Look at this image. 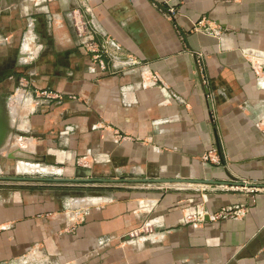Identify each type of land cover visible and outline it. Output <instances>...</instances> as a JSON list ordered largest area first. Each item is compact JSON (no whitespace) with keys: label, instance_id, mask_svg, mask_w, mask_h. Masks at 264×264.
Masks as SVG:
<instances>
[{"label":"crops","instance_id":"0c3cea01","mask_svg":"<svg viewBox=\"0 0 264 264\" xmlns=\"http://www.w3.org/2000/svg\"><path fill=\"white\" fill-rule=\"evenodd\" d=\"M18 94L0 264H264V0H0Z\"/></svg>","mask_w":264,"mask_h":264},{"label":"rangeland","instance_id":"374dc122","mask_svg":"<svg viewBox=\"0 0 264 264\" xmlns=\"http://www.w3.org/2000/svg\"><path fill=\"white\" fill-rule=\"evenodd\" d=\"M131 60L136 61L135 59H131ZM15 96L17 100L12 99V97H4V99H2L0 102V107L3 109L4 116L9 125H12V121H13L12 119H14L13 118L14 113L13 111H10L9 109L10 107L14 106L15 103L19 101L20 99L19 94ZM22 100H24L23 97H22ZM11 137H12V133L10 130L6 143L4 147L2 148V150H0V169H1L0 171H2L0 174V177H11L12 176V175H8V173H11L14 171L15 161L13 159H10L9 156L13 154L15 155V153L17 154L15 150L18 148L20 149L22 147L21 145L17 144V140L14 141V144H13ZM10 146L12 147V149H10ZM18 157H20V159L23 158L22 155H18ZM17 160L19 161V159ZM20 164H22V162H20L19 165ZM1 182L7 183V181H1ZM68 185L73 186L72 188H68V190H73L74 193L85 195V196H90L91 194H94V193H102V192H105L104 190H106L105 188H102V184L68 183ZM97 187H101V188H97Z\"/></svg>","mask_w":264,"mask_h":264},{"label":"water","instance_id":"95a60500","mask_svg":"<svg viewBox=\"0 0 264 264\" xmlns=\"http://www.w3.org/2000/svg\"><path fill=\"white\" fill-rule=\"evenodd\" d=\"M9 131H10L9 124H8V122L4 116L3 109L0 107V150H2V148L4 147V145L6 143V140H7L8 135H9ZM9 158L14 159L15 157H14V155H10ZM19 159H20V157H19ZM21 160H23V158L20 159V161ZM0 180H2V179L0 178ZM11 180H16V179H11ZM57 181L64 182V183H68V182H75V183L91 182L89 179L88 180H82V179H70V178L57 179ZM147 182L162 183V182H167V181H164V180H147ZM248 186H253V185H248Z\"/></svg>","mask_w":264,"mask_h":264},{"label":"built area","instance_id":"2783aa9c","mask_svg":"<svg viewBox=\"0 0 264 264\" xmlns=\"http://www.w3.org/2000/svg\"><path fill=\"white\" fill-rule=\"evenodd\" d=\"M171 13L173 14V10H171ZM80 28H79V36L83 39H85V42H83V45L87 48L88 51H92L94 52L96 50V47L94 45V33L91 31H88L87 28L85 26H82V23L80 22ZM106 50L104 51H100V56L97 58L98 59V63L99 65L103 68L106 69L107 63H106V59L104 57ZM128 65H139L138 62L133 61L131 59H128L127 61ZM237 217V215H236Z\"/></svg>","mask_w":264,"mask_h":264},{"label":"bare ground","instance_id":"6f19581e","mask_svg":"<svg viewBox=\"0 0 264 264\" xmlns=\"http://www.w3.org/2000/svg\"><path fill=\"white\" fill-rule=\"evenodd\" d=\"M24 169V168H23Z\"/></svg>","mask_w":264,"mask_h":264}]
</instances>
